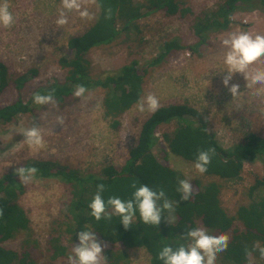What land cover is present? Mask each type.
<instances>
[{
  "label": "rangeland",
  "instance_id": "rangeland-1",
  "mask_svg": "<svg viewBox=\"0 0 264 264\" xmlns=\"http://www.w3.org/2000/svg\"><path fill=\"white\" fill-rule=\"evenodd\" d=\"M133 1L135 4L147 3V0ZM179 2L183 7L191 8L186 16L180 13L166 16L162 11L149 13L138 20V29L131 28L130 35L123 32L114 42L93 47L88 52L92 73L95 76L114 71L137 60L140 68L146 70L142 97L154 93L160 106H194L209 119L210 130L225 148L241 142L250 131L264 136V85L247 86L244 74L236 72L225 86L227 49L222 44V40L233 32L264 33V11L237 10L231 17L229 28L206 33V39L194 51L189 47L196 46L200 39L195 34L193 21L198 14L215 10L224 0ZM8 3L15 23L10 28L0 26V61L7 66L12 81L0 92V105L22 98L31 104V110L9 123L0 124V177L31 159L49 160L98 175L107 164L122 166L130 149L137 143L143 122L152 112H139L135 103L119 116L108 115L104 106L107 89L103 87L89 88L82 97L73 93L63 103L55 101L39 105L31 99L37 87L65 81L68 68L61 59L71 57L68 41L84 33L95 22L97 2L86 5L93 14L92 19H81L77 12L71 11L67 12L68 23L64 26L56 23L63 10L62 0H8ZM142 11H148V6ZM118 26L122 28L120 22ZM175 37L182 47L160 63L148 65L160 54L161 46ZM256 68H264V57L250 66L249 73ZM21 74H29L30 78L19 87L14 79ZM233 84L239 85L240 92L234 97L229 91ZM57 118L63 120L62 125L57 123ZM117 120L118 124L115 123ZM34 125L41 130L44 141L41 146L28 144L21 133ZM174 128V123L163 124L156 132L158 141L152 149L160 160L166 145L164 133ZM169 161L190 181L202 179L221 183L222 204L230 214L250 201L248 188L256 176L262 174L264 166L260 159L246 161L239 178L223 180L199 173L194 162L181 156L170 155ZM23 185L24 191L18 201L31 219V235L36 240V246L29 250L38 264H67L72 246L79 243L74 239L70 241V235H59L66 231V225H71L69 221L72 222L66 212V202L71 199L69 185L56 177L37 175L32 182ZM196 227H203L214 235L221 234L205 227L200 220H197ZM223 233L230 239L231 230ZM57 235L69 245V254L53 258L50 236ZM25 236L26 233L21 232L5 245L21 251ZM125 250L130 256L129 264H150L151 254L146 249ZM254 258L256 264H264L260 256ZM216 264L231 262L222 252L218 254Z\"/></svg>",
  "mask_w": 264,
  "mask_h": 264
},
{
  "label": "trees",
  "instance_id": "trees-1",
  "mask_svg": "<svg viewBox=\"0 0 264 264\" xmlns=\"http://www.w3.org/2000/svg\"><path fill=\"white\" fill-rule=\"evenodd\" d=\"M96 2L98 13L95 22L84 33L73 36L68 41L71 57L61 59V63L68 68L65 81H54L37 87L32 92L31 99L34 93L47 94L54 89V101L63 103L75 92L76 85H84L86 89L103 87L107 89L104 100L107 114L113 117L121 115L142 97L146 70L140 68L137 60H132L114 71L94 76L88 52L93 47L114 42L123 32L130 35L131 28L138 29V20L149 13L162 11L166 16L178 13L186 16L191 12V8L183 7L179 0H147V3L141 4H135L133 0ZM147 6L148 11L144 13L142 10ZM108 9H111L110 18ZM256 9L264 11V0H224L215 10L198 14L193 24L200 40L196 46L189 48L196 51L206 39V33L229 28L231 17L237 10ZM119 22L122 28L118 26ZM181 47L176 37L165 42L160 54L148 65L160 63L168 54H173ZM32 72L35 73V70L32 69ZM27 75L29 74H21L14 79L19 87L29 80L30 76ZM11 81L7 66L0 61V92ZM30 106L22 98L0 105V124L9 123L21 114L28 113ZM118 122L115 121L116 124ZM171 123L175 124V128L164 133L166 145L164 156L160 160L152 149L158 141L156 132L161 125ZM209 148H215V154L205 174L223 180L239 178L246 161L260 159L264 163V136L250 131L241 142L225 148L210 130L209 119L197 108L189 104H168L160 106L146 118L137 143L130 149L129 157L120 167L107 164L101 175L84 173L77 168L49 160L31 159L20 167L35 166L38 169L37 176L56 177L69 185L71 199L66 202V212L72 222L69 221L71 225H66V231L59 235H70V241H78L77 234L80 231H95L101 244L107 245L103 253L108 260L107 264H129L130 256L126 248H144L151 254L150 264H163L159 259L162 248L186 245L187 240L183 236L189 229L196 228L197 220L214 231L223 233L231 230L228 248L223 254L231 264H247L245 250L252 249L257 241L264 246V166L262 174H258L248 188L250 201L238 206L234 214H230L223 206L222 185L216 180H191L193 195L188 201L181 200L176 191L178 181L187 178L171 165L169 156L175 154L195 163L198 151ZM15 170L0 177V208L4 210V215L0 216V264H38L29 250L36 246V240L31 235V219L18 201L24 185ZM100 183L106 186L103 193L105 200L109 196L130 199L134 191L133 183L137 187L147 185L153 190L162 188L174 203L173 215L176 220L169 224L165 218L168 213L165 211V217L162 216L158 226L149 225L142 222L137 211L127 229L117 215H112L110 220L102 218L97 221L90 214L88 205ZM21 232L26 233L22 239L21 251L5 245ZM59 235L50 236L53 258L69 254V245H65ZM253 256L259 257V252L254 251Z\"/></svg>",
  "mask_w": 264,
  "mask_h": 264
},
{
  "label": "clouds",
  "instance_id": "clouds-1",
  "mask_svg": "<svg viewBox=\"0 0 264 264\" xmlns=\"http://www.w3.org/2000/svg\"><path fill=\"white\" fill-rule=\"evenodd\" d=\"M95 4L96 0H62L63 10L59 13L56 20L57 25L64 26L68 23L67 12L75 11L81 19H92L93 14L89 11L87 4ZM111 9H108L110 18ZM15 23V16L10 10L8 0H0V26L10 28ZM223 46L227 49L224 64L227 66V75L224 77L223 84L228 86L232 75L236 72L242 73L247 80V86L262 84L264 85V68H256L249 73L250 66L264 57V33L250 34L248 32L230 33L227 38L222 40ZM74 95L82 97L87 91L84 85L75 86ZM239 85L233 84L229 91L232 96L240 94ZM55 90H50L47 94L39 92L33 94V102L39 105L54 103ZM160 107V101L154 93H148L141 97L136 104L139 112H156ZM57 123H63L61 118H57ZM26 138L24 141L30 145H43V136L37 126L24 129L22 132ZM215 154V148L198 151L194 168L201 174L207 172L208 165L211 163ZM38 169L35 166H23L16 168L15 174L18 175L21 183L28 184L32 182ZM134 189L132 197L123 200L117 196H109L104 199L103 193L106 186L103 183L97 184L96 192L92 197L88 207L91 209V215L95 220L102 218L110 220L112 215L121 218V223L127 229L132 224L137 211L143 223L158 226L165 211L168 216L165 217L171 224L175 220L173 215L175 208L172 200L168 199L165 191L161 188L153 190L147 185L141 184L139 187L132 184ZM177 193L180 199L188 201L194 192L193 185L189 179H180L178 181ZM111 209V211H109ZM4 215V210L0 208V216ZM78 245L72 246V254L67 258V264H107L104 248L97 239L95 231L82 230L78 234ZM183 239L189 243L180 244L178 247L164 246L159 252V259L163 264H216L219 253L225 252L228 248L229 236L225 233L218 235L211 234L209 230L203 227L189 229L183 236ZM258 251L260 258L264 259V246L259 241L255 242L252 249H246L247 264H255L253 252Z\"/></svg>",
  "mask_w": 264,
  "mask_h": 264
},
{
  "label": "built area",
  "instance_id": "built-area-1",
  "mask_svg": "<svg viewBox=\"0 0 264 264\" xmlns=\"http://www.w3.org/2000/svg\"><path fill=\"white\" fill-rule=\"evenodd\" d=\"M189 54V53H188Z\"/></svg>",
  "mask_w": 264,
  "mask_h": 264
},
{
  "label": "crops",
  "instance_id": "crops-1",
  "mask_svg": "<svg viewBox=\"0 0 264 264\" xmlns=\"http://www.w3.org/2000/svg\"><path fill=\"white\" fill-rule=\"evenodd\" d=\"M151 259V258H150Z\"/></svg>",
  "mask_w": 264,
  "mask_h": 264
}]
</instances>
